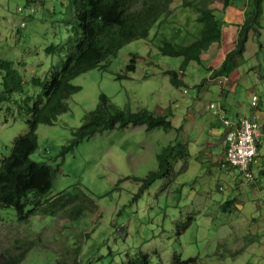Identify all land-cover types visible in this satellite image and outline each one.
Masks as SVG:
<instances>
[{
  "label": "rangeland",
  "instance_id": "rangeland-1",
  "mask_svg": "<svg viewBox=\"0 0 264 264\" xmlns=\"http://www.w3.org/2000/svg\"><path fill=\"white\" fill-rule=\"evenodd\" d=\"M200 1L173 0L148 36L121 46L105 70L93 68L71 80L80 89L66 99L68 110L53 124L37 126V147L30 157L58 165L46 197L63 195L82 211L67 220L65 210L47 215L38 209L19 220L11 208L0 206V254L29 247L19 264L72 258L79 264H132L144 254L150 264H173L174 253L191 258L188 264H264V175L257 174L254 185L245 184L236 169L228 173L218 166V140L210 132L218 135L224 126L209 108L210 103L223 107L230 121L254 114L264 124V0L258 34H251L244 52L225 71L220 64L234 45L226 36L205 50L199 63L191 60L181 70L183 57L162 54L159 46L163 40L187 45L198 37L202 25L192 4ZM236 1L240 9L245 5L247 16L252 0ZM203 2L210 6L215 0ZM215 15L221 18L218 11ZM69 24L68 0H0V59L11 60L23 82L21 93L0 102V161L26 132L24 98L41 91L31 79L44 81L59 63ZM50 45L53 49L46 50ZM132 56L134 71L117 77ZM166 69L178 72L181 87L171 85ZM225 74L229 81L222 84L217 78ZM101 93L125 111L171 114L174 126L166 131L143 125L114 128L83 140L62 157L61 147ZM253 95L256 107L251 106ZM168 144L174 145L168 175L139 192L142 179L158 169L157 153ZM257 153V166L263 168L264 127Z\"/></svg>",
  "mask_w": 264,
  "mask_h": 264
},
{
  "label": "trees",
  "instance_id": "trees-1",
  "mask_svg": "<svg viewBox=\"0 0 264 264\" xmlns=\"http://www.w3.org/2000/svg\"><path fill=\"white\" fill-rule=\"evenodd\" d=\"M33 1L41 2L42 0ZM172 1L68 0L70 24L66 49L59 63L52 66L48 78L40 81L38 77H32V83L40 86L41 91L33 97L24 98L27 130L13 140L8 155L0 161V206L11 208L19 220L28 219L38 209L47 215L65 210L67 220H73L79 216L82 208L75 204L69 205L73 202L72 199L65 198L63 195L46 197L59 168L57 164L53 166L47 161H37L30 157L37 147V126L53 124L60 114L68 110L66 99L80 89L79 86L71 83L73 78L93 68L105 70L109 58L121 46L133 39L148 36L151 27L159 24L162 16L168 13ZM203 1L192 4V8L197 13L196 20L202 25L198 37L187 45L163 40L159 46L162 54L183 57L181 70L191 60L199 63L205 50L213 44H220L219 18L215 15L214 9L206 6ZM252 2L253 7L238 26L233 47L225 53L220 64V69L223 71L229 66L234 56L244 52L249 33L258 34L261 0H252ZM228 3L229 0H223V7ZM18 8L17 10L20 11V7ZM53 47L50 45L46 50ZM134 63L135 58L132 56L125 66L124 73L118 74L117 77L125 78L127 72H133ZM210 69L211 67L208 66L207 70L211 71ZM165 73L171 85L174 87L183 85L177 71L166 69ZM221 76L229 81L227 74ZM0 83L2 85L0 102H9L14 93L23 91L21 75L13 67L11 60L0 59ZM251 106L256 107L257 104ZM170 115L168 113L154 114L146 109L135 112L125 111L115 106L105 94L101 93L94 108L83 116L82 123L71 132L68 143L61 147L60 155L63 157L65 153L72 151L75 146L96 133L114 128L143 125L146 130L160 127L166 131L172 128ZM257 144L259 145V142ZM173 147L174 145L168 144L157 153L158 169L149 171V174L142 179L139 192L156 178L168 175V155ZM222 162V160L219 162V166L223 169L225 167L222 166ZM257 174L264 175V167ZM257 177L256 175L254 182ZM29 245L33 243L29 242ZM28 250L29 247H24L14 253L0 254V264H19ZM192 261L191 258L182 260L179 254H173V264H188ZM55 264L79 263L76 258H72L70 261L57 260ZM132 264L150 263L147 255L144 254Z\"/></svg>",
  "mask_w": 264,
  "mask_h": 264
},
{
  "label": "built area",
  "instance_id": "built-area-1",
  "mask_svg": "<svg viewBox=\"0 0 264 264\" xmlns=\"http://www.w3.org/2000/svg\"><path fill=\"white\" fill-rule=\"evenodd\" d=\"M217 79L222 84L227 80L224 76H219ZM183 92L185 93L186 90H183ZM256 100V96L253 95L251 97V104L253 106ZM209 108L213 109L214 113L219 114V119L225 127L223 134L224 159L222 166L225 169H236L239 172L242 183L249 184L254 182L258 156L257 143L261 136L260 123L255 118L248 119L244 116H239L235 121H230L223 115L221 106L210 103Z\"/></svg>",
  "mask_w": 264,
  "mask_h": 264
},
{
  "label": "crops",
  "instance_id": "crops-1",
  "mask_svg": "<svg viewBox=\"0 0 264 264\" xmlns=\"http://www.w3.org/2000/svg\"><path fill=\"white\" fill-rule=\"evenodd\" d=\"M196 1H198V0H196ZM208 7H212L214 9L213 10L214 13H215V11H218L221 14V18L219 19L220 28H221V39H220V42H223L224 41V37L226 36L227 37V42L234 43L235 39H236V35H237L238 26H239V24L242 23V21L245 18V15H246L245 11L247 10V8H245V5L242 6V9H240L238 7V2L236 0H229L228 5L223 7L222 2H219L218 0H215V2L212 3ZM196 14L193 15L195 20H196V17H197ZM251 34H252V32L249 33L248 38L251 36ZM230 48H232V46H229V49ZM202 56H203V54H202ZM209 72H211V71H208V73ZM187 114H188L189 117H192V115L190 113H187ZM173 117H174L173 115L170 116L171 120L173 119ZM225 117H227V116L225 115ZM244 117H246V116H244ZM247 118H250V119L254 118V114H252L250 117H247ZM184 119L185 118H183V120ZM228 119L230 120V118H228ZM219 123H220V120H219ZM171 124H172V126H174L172 122H171ZM260 125H261L260 132H261V134H263L264 124L260 123ZM222 129H223L222 133H220L218 135H216L214 131L210 132L213 136H216L217 140H218L217 143L214 144V147L218 148V152L216 153V162H217L218 166H219V162L224 158L223 134H224L225 129H224V127H222ZM257 162H258V160H257ZM259 169H262V167L261 166H257V164H256V171H259ZM223 170H225V169H223ZM225 172L231 173V169L229 171H227V169H226Z\"/></svg>",
  "mask_w": 264,
  "mask_h": 264
},
{
  "label": "clouds",
  "instance_id": "clouds-1",
  "mask_svg": "<svg viewBox=\"0 0 264 264\" xmlns=\"http://www.w3.org/2000/svg\"><path fill=\"white\" fill-rule=\"evenodd\" d=\"M211 72H212V70H211ZM210 72V73H211ZM214 77H215V75H213ZM227 118V117H226ZM228 119V118H227ZM260 140V139H259ZM224 159V158H223ZM223 159H222V161H223ZM258 160V159H257ZM223 169H225V168H223ZM230 169H234V168H230ZM240 181H241V179H240ZM242 182V181H241ZM253 184L255 183V182H252ZM249 184H251V183H249Z\"/></svg>",
  "mask_w": 264,
  "mask_h": 264
},
{
  "label": "bare ground",
  "instance_id": "bare-ground-1",
  "mask_svg": "<svg viewBox=\"0 0 264 264\" xmlns=\"http://www.w3.org/2000/svg\"><path fill=\"white\" fill-rule=\"evenodd\" d=\"M221 159V158H220ZM257 172V171H256ZM256 175H257V173H256ZM258 176V175H257Z\"/></svg>",
  "mask_w": 264,
  "mask_h": 264
}]
</instances>
